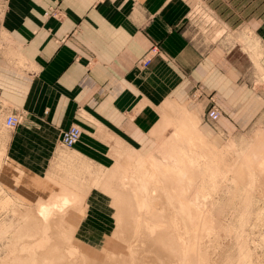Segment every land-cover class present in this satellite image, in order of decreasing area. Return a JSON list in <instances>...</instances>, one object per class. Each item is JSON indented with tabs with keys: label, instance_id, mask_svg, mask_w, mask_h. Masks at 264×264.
I'll use <instances>...</instances> for the list:
<instances>
[{
	"label": "crops",
	"instance_id": "1",
	"mask_svg": "<svg viewBox=\"0 0 264 264\" xmlns=\"http://www.w3.org/2000/svg\"><path fill=\"white\" fill-rule=\"evenodd\" d=\"M189 1L0 0L3 183L85 184L127 154L148 155L171 101L198 117L214 146L264 122V88L255 87L264 80V0H196L216 17L205 30L189 18ZM244 39L258 44L254 66ZM154 43L161 54L142 67ZM211 103L214 122L201 115ZM10 113L21 116L13 130ZM71 125L80 139L67 148L59 138Z\"/></svg>",
	"mask_w": 264,
	"mask_h": 264
},
{
	"label": "rangeland",
	"instance_id": "2",
	"mask_svg": "<svg viewBox=\"0 0 264 264\" xmlns=\"http://www.w3.org/2000/svg\"><path fill=\"white\" fill-rule=\"evenodd\" d=\"M189 3L192 6V9L189 13V18H191L195 23H198V26L202 30H205L207 26L213 22V19L216 20V17L214 18L213 16H210L206 10H202L200 7H198L196 0H190ZM252 41L253 40L251 39H244L243 40L244 43H241V48L243 51L247 53L248 58L252 62V66H254L252 57L257 53L258 44L255 41L253 42ZM238 42H242V41H238ZM252 68H253V71H255L254 67ZM258 84H261V85H255V87H258V88L260 87L262 89L264 88V80L262 81V83L259 82ZM198 99L199 97H195V96L194 98H192V100L194 101H197ZM181 107L184 108L183 105H179L175 101H171L167 103L166 111L162 114V121H161L162 125L159 129H157V132H156L157 133L156 134L157 135L156 136V146L150 154L144 156L146 159H148L147 157L149 156L150 159L154 158L156 160L157 158L158 159L156 161L157 163L162 162L165 159V156H166L165 153L173 149V145L170 144L171 140L169 139L173 138L171 137L172 136L171 134L173 132L172 129L174 128H171V125L169 126V124L173 122L174 124H176V122L179 124H182L183 122L182 120L184 118V114H183L184 111L181 110L182 109ZM207 109L203 111L201 114L203 115L204 118H205V113ZM195 120L198 125V122H199L198 117L195 118ZM262 123H259V124L255 123V125L252 128H249L244 135L237 137L236 142L230 139V140H227L226 142H223L224 144H222L221 146L212 145L213 147L219 149L220 151H223L224 153L223 155L225 159L223 158L224 160L221 162V165L225 164V166H223V168L220 167V170L223 171V169H225L224 172H226L225 176L227 179L225 178V180H222L221 178L220 180V177H215L213 179H207L208 177L205 178L204 177L205 175H203L202 172L200 173L199 171L195 172V175H193L194 179L192 180V183L194 184L198 183V184L196 186L191 183L192 186L190 185V188H189L190 190L187 189V191H191V193L185 192L186 194L188 193V196L185 193L184 195L188 198H191L193 196L191 199H193L196 196L197 199L194 198V200H196L195 203L196 205L200 206V209H201L200 212H202L203 210L205 212V215H203L204 212H202V214L201 213L199 214L200 216L198 215L200 219L198 217H197L198 219L196 218L197 214H195L196 215L195 217L191 216L192 219L189 218L190 220L184 219L185 221H188V220L193 221L195 220L194 218H196L197 220H195L194 222H196L197 226H195V224L194 225L192 224L191 227L193 228H191L189 225H187L186 227L183 226L182 228L190 227L191 230L193 229L194 234L196 236L192 235L193 232L189 228L188 230L190 232L187 230L188 233L185 234L184 242H186V244L190 246L195 241L196 243V244L194 243L195 246L192 245V249L194 248L195 249L192 251L197 250V252L195 253L190 250L192 252L191 253L188 250V253L190 254V256L191 255L193 256V253H195L194 254L195 258L196 256H199V257L198 259H195L192 256L190 257L189 254H187V256H189L190 259L187 260V258H185L186 260L185 259L183 261L181 260L180 264L181 263L182 264H264V197H263L264 194L262 195V193H264V185H263L264 182L262 181L264 180V174H261L262 171L260 170V168L253 167L251 163H249L250 165L245 168L242 165V163L244 162V158L246 159L245 154H247L248 152L247 150L251 149L252 147H255L256 143L258 142V140L256 139H259L258 138L259 135L261 136L264 133L263 131L264 122ZM191 131L194 134H197L198 132L202 136L200 138L207 140V138L201 133L198 127H197V132H195L194 130H191ZM259 132L260 134H258ZM207 141L211 143L209 140ZM231 142H233V145L230 147L228 144ZM254 142L256 143L254 144ZM247 145L249 146V148ZM202 147L207 148L208 146L202 145ZM185 148H188V147H185ZM163 153L165 154V156H163ZM132 155L134 157L135 154L134 153L127 154L123 160L115 163V165L112 168L107 169V170H102L97 175L98 178L95 179L93 176L92 181L89 179V174H88L87 181L85 184L84 182L83 183L79 182V184L77 182H75L74 184H64L60 182L56 184L55 183L54 184H34V185L28 184V185H23L22 187L19 185L16 188L13 182L14 181L13 178H11L10 181L8 180V182L5 181L6 184L3 183L4 181H2L1 178H5V177H3L2 171L0 170V264H2V261L6 262V264L7 263L13 264V263H10V261H12L11 256L13 253L11 251L17 248L16 249L17 251L15 250V253L18 252L16 253V255L19 254V251H18L19 243L23 239V236H21V233L19 234L18 232L19 230H21V226H25L24 224H26V226L28 227L30 224L33 223L34 220L37 226L40 225L38 218L34 217L35 211L37 209V205L40 203L46 202L49 198L52 197V195L58 193L61 187L68 188L77 194V197L74 200V202L71 204V206L67 210H65L66 215L64 216L63 221L61 222L62 224L59 225L58 223V227H57L61 229L64 228V230H62L64 234L62 233L61 229L59 230L61 231L60 234L61 235L63 234V236H59L60 237L59 239H61L60 242H62L61 243L62 249L64 248V250L66 251H70L71 249V251L73 250L74 252V253L72 252V254L68 256L69 258L72 257L71 261H69V264H83V263L84 264L85 263L108 264L109 262L107 258L109 256H110L109 259L111 260L110 264H117L121 260H122L121 261V264H122V262H124L123 260L124 258H125V264L126 263L127 264H135V263L138 264V258H139L138 252L143 251L144 253V249H145L148 251L147 252L148 254L151 251L155 252L160 247L162 248V245H163L162 242L159 245H156L158 243L156 242L154 243L153 240L155 239L151 240L153 237H156V236L155 234L153 235V233L152 234L149 233L151 232V229L145 227L144 218H143L145 214H141V212L139 213L137 210L135 211V208H133L134 207L133 205L135 203H134V197L132 195L133 190H131L130 188H132L133 185H138V183L133 184L130 181L128 182L124 181V180H133L132 178H134V181H135L137 179V178L135 179L136 175H141L140 170L138 171L137 168H135V170L133 171L134 168L132 166L134 165L132 164L135 163L133 162L134 159L132 161L127 160V158H129L128 156H131L130 159H132ZM137 155L138 154H136L135 157ZM239 158H243V160ZM239 160L242 163L238 162ZM236 162L240 163L239 165L242 166L244 175L237 176L235 174V170L239 166L235 164ZM226 166L227 168H225ZM131 168H133L131 170L133 171V173L129 172ZM252 168H255V169H252ZM136 169L138 172L136 171ZM251 169H252V172L250 171ZM256 169L257 171L259 169L260 171H258V173L259 172L261 173L257 174V171L254 173ZM88 171H91V170H88ZM65 172L67 173L69 171L66 170ZM182 172L189 173L190 171L183 170ZM128 173H130V175H133V174L134 175L136 174V175L135 177L133 175V177L131 176L132 178L131 177L129 178L128 176L130 175ZM68 175H70V172ZM259 175L261 177H259ZM70 177L67 176V178L64 180H67V181L71 180ZM201 177L202 178L204 177V180H202ZM188 180L189 179L183 177V181L187 182ZM252 180H254V182ZM189 182L191 181H188V183ZM199 182H200V185H199ZM218 182L220 184L222 182L223 183L221 184V186L219 184H215V185L213 184V183H218ZM202 183H203V186H202ZM217 185H219L220 187ZM194 188L197 189L198 193L200 194L205 193L204 195H201V196H206L208 198L203 197L204 199H202V197H200L197 194V191H195L196 193L194 192ZM198 188H200L201 191H199ZM20 189H22V192H20ZM202 190H205V191L208 190L209 193L207 191L205 192ZM193 194L194 195L196 194V195L194 196ZM209 197L211 200L209 199ZM205 199H208V200H205ZM212 200H213L214 206H213ZM153 202L158 203L155 209V213H157L156 211L158 210V207L161 212L163 206H167L165 200L162 197L158 196V191L155 197L151 199L150 201V203H153ZM210 202L212 205L210 204ZM132 208L134 211L132 210ZM207 211H208V214H207ZM210 211H212V213ZM136 212H138V214ZM209 212L211 214H209ZM133 213L135 216L134 218H133V215H131ZM192 215H194V213H192ZM126 216L128 217L132 216L131 218L127 217L128 219H130L128 220L129 223L127 221ZM159 217L157 218V216H155L153 218L154 220L151 217V219L149 220L151 223H153L155 220L158 221L159 219H161L165 221V219L168 218V216L164 218V215L162 218L161 217L159 218ZM139 218H140L139 220L140 222H138V220L137 222L134 220V219H139ZM120 220L122 221V223ZM130 221H132V224L130 223ZM198 221L199 222L202 221V222L199 223ZM209 221L210 223H208ZM135 222L136 224L134 225ZM141 222H143L142 225H141ZM126 223L134 227L132 226L128 227ZM205 223L208 226H206ZM207 227H210V228H207ZM14 228L15 229L17 228V230L19 228V230L16 231L14 230ZM133 228H136L138 230L142 229L144 230V232L141 230L139 231V233L137 232L138 233L137 235H135L136 232H134L135 233L134 234L132 231L134 230L136 231V229H133ZM128 229L131 231L126 233L127 231H129ZM146 229H148L149 231L146 232ZM156 232L158 233V231H155V233ZM147 234L148 235L150 234L153 237L151 236L152 237L151 238ZM139 235H141L140 238L142 237L143 239H146L147 238L146 236H148L147 239L150 238L149 241H151V243L153 244H150L147 239L143 240L142 238H141V242H139L140 241V238L138 237ZM132 236H134V238L135 236L137 237L136 239H133L131 238ZM157 236H159V233ZM9 237H11L12 241L13 240L14 241L12 242L9 239ZM188 237L191 238V239L189 238L190 240L192 239H195V240H193V242L191 241V244H190L189 243L190 240L188 239ZM20 238L22 239L20 240ZM8 239L10 240L11 243L17 242L18 245L17 243H14L16 245L13 244L14 245L13 247L12 244L7 243L9 241ZM127 239L128 240L131 239L129 240L131 242H129ZM134 240H137L138 244L135 241L136 242V245H135ZM127 241L130 243L129 245L132 246L133 250H131L132 249L131 247L130 248L128 247ZM144 241H146L147 243ZM196 241H198L199 244H197ZM141 244L143 245L142 249H141L142 247ZM134 245L137 247L140 245L141 247L139 246L140 248H138L140 251L137 250V247H134ZM207 245L209 246V248L207 247ZM7 246L8 248L6 249ZM9 246L13 247L12 250ZM155 246H156V250H155ZM158 246L160 247L157 248ZM205 247L207 248L208 253ZM8 249L11 252L10 253L11 256L9 254ZM150 249L151 251H149ZM152 249L155 251H153ZM6 250L8 251V254H9L8 257H6L7 256ZM130 250L131 252L133 251V253L135 252L134 253L135 257H133L134 259H131L133 260V263L129 259L130 257L133 256V254L128 255V253H131ZM140 253H139L140 257H143L145 255V254L142 255V252ZM202 253H204L206 257L204 256V254L202 255ZM106 254H108L107 257H106ZM206 254H209V255L207 256ZM119 256H121V258ZM3 257H6V258H3ZM87 260L89 262H86ZM126 260H129V261L126 262ZM115 261L117 263H115Z\"/></svg>",
	"mask_w": 264,
	"mask_h": 264
},
{
	"label": "bare ground",
	"instance_id": "3",
	"mask_svg": "<svg viewBox=\"0 0 264 264\" xmlns=\"http://www.w3.org/2000/svg\"><path fill=\"white\" fill-rule=\"evenodd\" d=\"M181 108H182L181 110L184 111V113H183L184 118L182 120L183 122L180 121V122H182V124H179L177 122H176V124H174V122L169 124V126L171 125V128H174V129H172L173 132L171 134L172 135L171 137H173V138L169 139V140H171L170 144L173 145V149H171V151H167V153H165L166 156L163 153V156H165V159L162 162L157 163L156 162L158 160L157 158H156V160L154 158L150 159L149 156L147 157L148 159H146L144 156H141V155H137L135 157L136 154L134 155V157L132 155V159H130L131 156H128L129 158H127V160H129V161H132L134 159L133 162H135L134 164H132V165H134V166H132L134 169L131 168L130 171L129 170L128 171L130 173L131 172L133 173L135 168H137L138 171L140 170V172H141V175L135 174L136 177L133 174L135 179L137 178L135 181H134V178H132L133 175H130V173H128L130 175L128 177L130 178L132 176L131 178L133 180H124L126 182L130 181L133 184L138 183V185H133L132 188H130L131 190H133L132 195L134 197V203H135V204L133 203L134 204L133 208H135V211L137 210L139 213L141 212V214H145L144 217L142 215V217L144 218L145 227L151 229V232H149V233H151V234L153 233V235L155 234V236L158 239L157 240L156 237H153L152 235L147 234L148 236L153 237V238L151 237L152 238L151 240L155 239L156 241L155 240H153V241H154V243L155 242L158 243L156 245H159L161 242L163 243V245L161 244L162 248L160 246L157 247V248L160 247L161 250H160V248L158 250H156V246H155L156 251L152 249L153 251H155V252H152L150 249L149 251H151V252H149L147 254V252H148L147 250L144 249V253H143V251H140L138 249L141 246H142L141 249L143 248L142 244H141V246L139 245L140 247L135 246L136 242L138 244V241L134 240V242L136 241L134 247H137V250L142 252V255L145 254L143 257H140L139 256L140 252H138V257H139L138 258V264H180L181 260L183 261L185 258H187V260H189L192 255L190 256V254L188 253V250L189 251L194 250L195 249L194 246L196 243H195V241H194L195 244L192 243V245H194L193 246L194 249H192V245L188 246L186 244V242H184L185 234L188 233V231H189L188 229L192 226V224L193 225L195 224V226H197L196 222H194V221L197 220L199 218L198 215L200 213L202 214V212H204V211L202 210V212H200L201 211L200 206L196 205V203H195L196 200H194V198H196V196H195L196 194L195 195L193 194L195 197L193 199H191L193 196L191 198H188L184 195V193L185 192L191 193V191H187V189L190 190L189 189L190 185L192 183V180L194 179L193 175H195V172H197V171H199L200 173L202 172V174L205 175L204 176L205 178L208 177L207 179H213L215 177H220V180H221V178H222V180H225V178H226V176H225L226 172H224L225 169H223V171L220 170V167L223 168V166H225V164L221 165V162L225 159L224 155H223L224 154L223 151H220L219 149L213 147L212 146L213 144L209 143L207 140L200 138L202 136L197 132V122L193 118L194 115L192 113L188 112L185 108H183V107H181ZM167 123H169V122H167ZM191 130H194L195 132H197V134H194ZM263 131H262V133H263ZM258 134H260V132ZM258 138L259 139H256V140H258V142L257 143L254 142V144L256 143L255 147H252L251 149L247 150L248 152H247V154H245L246 159L244 158V162L242 163L240 160L238 162L242 163L244 168L249 166L250 165L249 163H251L253 167L260 168L262 173L261 172H259V173L264 174L263 173L264 172L263 171V169H264V133L261 136L259 135ZM202 145H207L208 147L203 148ZM228 145L231 147L233 145V142L229 143ZM185 147H188V148H185ZM248 148H249V146H248ZM243 153H245V152H243ZM239 159L243 160V158H239ZM234 161H236V160H234ZM240 163L236 162L235 164L239 165ZM225 168H227V166ZM255 168H252V169H255ZM132 169H133V171H131ZM137 169H136V171H137ZM252 169L250 170L251 172H252ZM183 170H187L190 172L189 173H183L182 172ZM260 170L258 169V171H260ZM256 171H257V169L254 171V173ZM258 171H257V174H259ZM242 173H243V168H242V166L239 165L237 167V169L235 170V174L237 176H241V175H244V173L243 174ZM200 176H201V174H200ZM253 176H255V175H253ZM124 177H125V175H124ZM183 177L189 179L188 181H191V182L188 183V181L187 182L183 181ZM204 177L203 178L201 177L202 180H204ZM259 177H261V176L259 175ZM262 177H263V175H262ZM261 179H263V178H261ZM252 181L254 182V180H252ZM262 181L264 182V180H262ZM249 183H251V182H249ZM192 184H194V183H192ZM197 184H194V185L197 186ZM213 184L214 185L219 184L221 186V184L219 182L213 183ZM199 185H200V182H199ZM219 185H217V186H219ZM196 186H194V187H196ZM202 186H203V183H202ZM219 187H217V188H219ZM203 188H205V187H203ZM198 189H199V191H201L200 188H198ZM156 190L158 191V196L162 197L165 200L166 205H167V206H163L161 212H160L159 207H158V210L156 211L157 213H155V209H156V206L158 203H154V202L150 203L151 199H153L155 197V195L157 194ZM195 191H197V194L200 197H202V199L208 198L206 196H201V195H204L205 193L200 194V193H198V190L194 188V192ZM202 191H205V190H202ZM206 191L209 193L208 190H206ZM263 194L264 193H262V195ZM186 195L188 196V193ZM76 197H77V194L75 192L71 191L68 188L61 187L59 189V192L52 195V197L49 198L46 202L38 204L37 209H36L35 214H34V217L38 218L40 225L37 226L36 222L34 220L33 223H35V224L32 223L28 227L26 226V224H24L25 226H21V230H19V228H18L19 231L17 230V228L16 229L14 228V230L18 231L19 234L21 233V236H23V239L20 238V240L22 239V241L19 243V248H18L19 254L16 255V253H18V252L15 253V250L17 249L15 247L16 249H13V251H11L14 253V254L12 253V256H11V254H10L11 252L9 251V249L11 248V250H12L14 245H16L14 243H17V242H14V243L10 242V240L12 241V238H11L12 236L9 237L10 240L8 239L9 241L7 243L12 244V246H13V247L9 246L10 248L8 249L9 254L12 257V261H10V263H13V264H16V263L17 264H47V263L48 264H69V261H71L72 257L69 258L68 256H70L72 254L73 250L71 251V249H70V251H66V250H64V248L62 249V247H61L62 242H60L61 239H59L60 238L59 236H63L64 233L62 230H64V228L61 229V228H57V227H58V223H59V225L62 224L61 222L63 221V218L66 215L65 210H67L71 206V204L74 202ZM166 199H167V201H166ZM209 199H210V197H209ZM205 200H208V199H205ZM212 203H213V200H212ZM210 204H211V202H210ZM203 206H205V205H203ZM213 206H214V203H213ZM133 208H132V210H133ZM211 210H213V209H211ZM138 212H136V213L138 214ZM210 212L212 213V211H210ZM210 212H209V214H211ZM192 213H194V215H192ZM195 214H197V216ZM207 214H208V211H207ZM131 215H133V218L135 217L134 213ZM163 215H164V218L168 216V218L165 219V221L159 219L158 221L155 220L153 223H151L149 220V219H151V217L153 219L155 216H157V218L159 216L162 218ZM203 215H205V212L203 213ZM191 216L192 217L196 216V218L197 217L198 218L197 219L194 218L195 220L189 221L190 219H192ZM127 217L128 216H126V218ZM145 217H147V218H145ZM128 218H127V221L130 220ZM184 219H189V220L185 221ZM134 220L136 222H137V220H138V222H140L139 221L140 218L134 219ZM134 220H133V222H134ZM141 220H143V219H141ZM136 222L134 223V225L136 224ZM166 222H168V223H166ZM200 222H202V221H200ZM121 223H122V221H121ZM128 223H129V221H128ZM128 223H126L128 225V227L132 226V225H129ZM130 223L132 224V221H130ZM208 223H210V221ZM142 224H143V222H141V225ZM139 225H140V223H139ZM139 225H138V227H139ZM187 225H189L190 227L189 228H182L183 226L186 227ZM205 225H206V223H205ZM55 226H56V228H55ZM203 226H204V224H203ZM206 226H208V225H206ZM132 227H134V226H132ZM210 227H207V228H210ZM191 228H193V227H191ZM191 228H190V230H191ZM60 229L63 233L62 235L60 234V232H61V231H59ZM133 229H136V228H133ZM138 229H136V231L134 230L132 232L133 233L136 232V234L135 233L134 234L137 235L139 233V231L142 230V229L141 230H138ZM211 229H213V228H211ZM130 231L131 230L127 231L126 233H128ZM142 231L144 232V230H142ZM147 231H149V230L146 229V232ZM155 231H158L159 236H157L158 233L157 232L155 233ZM191 231L193 232L192 235H195L193 229ZM141 235H139L138 237L140 238ZM126 236H127V234H126ZM148 236H146V237L148 238ZM136 237L137 236H135V238H134V236H132L131 238L136 239ZM141 238H140L139 242H141ZM189 238L190 237H188V239ZM146 239H143V240H146ZM149 239H147V240L149 241ZM129 240H131V239H129ZM143 240H142V242H143ZM193 240H195V239L190 240L189 243L191 244V241L193 242ZM128 241H127L128 247L132 248V246L129 245L130 244L129 242H131V241H129V242ZM211 241H213V240H211ZM144 242H146V241H144ZM196 242H197V244H199L198 241H196ZM149 243L153 244V243H151V241H149ZM204 244H202V245H204ZM206 244H208V243H206ZM7 245H9V244H7ZM17 245H18V243H17ZM131 245H132V243H131ZM209 245H210V243H209ZM64 246H66V245H64ZM67 247H69V246H67ZM207 247L209 248L208 245H207ZM7 248H8V246L6 247V249ZM131 250H133V248ZM131 250H130V252H131ZM206 250H207V248H206ZM8 251L6 253L7 256L5 255L6 257L9 256ZM192 252L196 253L197 250L192 251ZM134 253H133V251L131 253H128V255L133 254V256L129 258L130 260L134 259L133 258V257H135ZM195 253H193V256H192L193 258H195V255H194ZM207 253H208V250H207ZM187 254H189L190 257L187 256ZM203 254L204 253H202V255ZM120 255H122V254H120ZM136 255H137V253H136ZM196 255H198V254H196ZM206 255L208 256L209 254H206ZM107 256H108V254H106V257ZM204 256H205V254H204ZM6 257H3V258H6ZM109 257L107 258V260L109 262L108 264H110V261H111L109 259ZM119 257L121 258V256H119ZM198 257L199 256H196L195 259H198ZM193 258H191V259H193ZM115 260H117V259H115ZM118 260H119V258H118ZM123 260H124V262H122V264H125V258ZM121 261H119L120 263L119 262L118 263L121 264ZM127 261H129V260H126V262ZM131 261L133 263V260H131ZM131 261H130V263H131ZM86 262H89V261L87 260ZM134 262H135V260H134ZM3 263L6 264V262L2 261V264ZM90 263H91V261H90ZM115 263H117V262L115 261ZM7 264H9V263H7ZM85 264H88V263H85Z\"/></svg>",
	"mask_w": 264,
	"mask_h": 264
},
{
	"label": "built area",
	"instance_id": "4",
	"mask_svg": "<svg viewBox=\"0 0 264 264\" xmlns=\"http://www.w3.org/2000/svg\"><path fill=\"white\" fill-rule=\"evenodd\" d=\"M161 54V49L157 44H152L149 50L144 54L140 65L142 67H147L151 60L155 56H159ZM219 111L217 107L211 103L209 108L205 113V118L214 122L219 118ZM21 120V116L18 113H10L4 119V126L7 129L13 130L16 128ZM80 139V129L76 125H71L68 129L64 130L60 134L59 141L60 143L67 148H71L75 146Z\"/></svg>",
	"mask_w": 264,
	"mask_h": 264
}]
</instances>
